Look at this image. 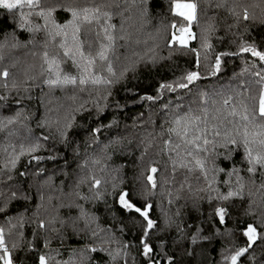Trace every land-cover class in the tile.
Segmentation results:
<instances>
[{"label": "snow or ice", "instance_id": "6c2138e0", "mask_svg": "<svg viewBox=\"0 0 264 264\" xmlns=\"http://www.w3.org/2000/svg\"><path fill=\"white\" fill-rule=\"evenodd\" d=\"M150 2L151 0H90L81 4L77 0H0V9L11 14L16 28L26 30L30 34L25 42L19 40L15 31L5 34L4 39L0 41V62L5 60L6 53L14 49L27 48L29 44L32 45L30 56L39 58L38 64L25 61L21 66V61L14 59L8 65L0 67V86L17 91L23 88L28 92L32 86L29 82L41 79L42 84L52 90L68 86L81 90L89 86L94 89L105 87L106 94L102 99L106 102L112 95L107 88L125 79L129 72H135L141 63L151 62L154 65L158 60L164 59L157 55L156 49L159 44H156L143 55L133 51L131 55L125 56V63L119 71L113 63L114 59H119L116 56L117 42L133 40L134 34L129 31V28L133 27L129 24L133 16L126 13H135L142 28L150 20ZM205 5L213 6L212 0H205ZM214 7L226 9L233 18V24L228 25L229 28H240L243 24L244 34L249 36L251 33L246 22L264 25V0L251 4L244 3L243 0H216ZM256 9H259V15ZM59 11L69 14V18L63 23L57 20ZM201 11L207 15L206 8H201L200 0H171L170 12L174 19L168 23H161L156 30L155 39L164 41L169 50V58L176 53L194 54V65L192 70H187L178 80L161 83L157 96L149 95L142 99L155 101L164 90L175 92L177 89H188L189 85H194L203 78L200 49H203L204 60L207 61L208 54L213 49L210 37L219 29L214 18L208 17L207 22L201 27L200 49L190 47V42L197 39L192 26L194 23H200ZM117 17L120 20L119 25L114 22ZM33 18L43 22H36ZM82 32L94 38L82 39ZM40 33H43V36L38 39ZM136 43H139L138 39ZM53 45L60 52L50 54L49 49ZM61 52L63 57L72 60L78 69V75L65 74L62 71ZM222 57H239L243 63L242 74L250 72L253 79L240 83L229 94L218 93V99L210 97L207 92H200L198 107L195 109L189 106L181 113L179 109L182 106L177 105V113L173 114L168 121L167 129L161 133L162 137L165 132L167 134V138L162 140L161 152L168 155L173 173L179 167L186 169L188 173L198 172L197 179L203 177L204 187L193 188L192 184H187V191L190 194L188 199L192 201L197 211L200 209V201L207 200L212 207L209 221L218 217L216 222L220 225L225 224L226 217L231 218L229 205L236 199L242 203L247 200L245 214L256 217L258 223H247L240 231V234L246 237L244 246L232 245V240L237 235V231L232 229L221 232L219 228H215L210 235H204V229L197 226L194 232H186L175 219L180 215L179 210L170 214L168 209L161 206L160 215L155 216L152 198L157 195L158 187L162 188L168 183L167 180L158 182L157 173L160 170L155 161L146 163L143 171L134 175L131 183L119 175L107 173L104 176H97L93 173L89 177L79 178L74 192L69 193L70 196L75 195L84 201L93 199L106 202V198L110 197L121 212L118 218L113 214V220L120 225L119 232L123 234L125 229L128 232L138 231L139 251L145 259V264H161L165 258L167 264H177L175 258L164 251L167 244L160 235L167 233L173 226L180 233L181 240L187 239L191 245H198L201 241L211 242L216 237L223 236L229 246L223 255V264H240L241 258L246 257L257 241L264 243V36H261V43L258 44L255 38L243 39L242 34L236 51L217 53L214 56V63H205L204 68L209 75L215 76L221 71ZM17 72L23 79L17 78ZM28 99H31L30 95ZM0 100H7V96H0ZM94 103L98 114L107 107V103L103 105L99 101ZM167 107L165 104L164 108ZM83 108L82 104L75 111ZM20 115L21 113L17 112L15 116L0 119V130L8 129L9 126L20 122ZM74 120V115L66 117L63 126L58 127L60 138L65 143ZM49 123L48 120H43L40 126ZM55 123L59 125L60 121L57 120ZM100 130V127H97L93 131L99 133ZM42 139L46 141L48 137L44 136ZM150 146L151 142L145 147V154ZM41 147L39 141L26 146L22 144L17 152L13 145L12 153L0 168V176L6 175V179L0 180V183L15 179L12 173L21 157L28 155L31 160L36 161L43 159L41 156L33 155ZM237 154L240 155L238 162L234 160ZM220 161H227L231 166L221 167ZM93 163L100 164V160H94ZM237 164L241 166L238 167ZM106 168L107 165H104L100 171L104 172ZM114 171L118 173L119 169ZM42 172L43 169L36 175L39 176ZM242 172L247 174V179ZM220 174L226 176L222 181L228 185L226 193L221 192L216 186L221 183L218 180ZM19 176L24 177L26 173L20 172ZM50 181L49 177L42 184L35 185L39 203L35 205L31 217L26 218L24 214L16 217L7 216L12 201L22 199L27 202L31 199L28 191L22 187L10 190L4 202L0 204V213L7 217L6 226H0V264H25L28 254L38 252V243L49 249V252L38 254L37 264H99L93 254L106 256L104 264H117L118 261L120 264H128L129 249L136 246L117 239L111 228L100 227L99 217L86 211L82 204L70 202L61 203L59 207L53 205V197L51 195L46 197L44 193V187L50 186ZM85 182L91 186L90 191L93 193L91 197L82 196L77 190ZM102 185L105 186L103 191ZM184 188L185 184L182 183L175 197L172 191H167L168 205H172L174 199L181 198L179 192ZM213 192L215 196L212 195ZM199 193H207V196H200ZM0 196H4L2 190ZM214 200L218 202L215 205ZM63 207L69 209L75 207L79 210L78 214L66 220L59 215V208ZM26 223L35 225L31 240H25L22 231ZM57 224L60 225L59 228L56 227ZM61 229L67 231L62 232ZM50 233L57 234L61 246L64 245L69 233L72 236L87 234L89 242L78 250L73 249L69 260H60L57 258L60 252L49 248ZM185 252L192 255L187 249ZM158 256L161 259H157ZM246 258L250 260V264H257L254 255Z\"/></svg>", "mask_w": 264, "mask_h": 264}, {"label": "trees", "instance_id": "16d2710c", "mask_svg": "<svg viewBox=\"0 0 264 264\" xmlns=\"http://www.w3.org/2000/svg\"><path fill=\"white\" fill-rule=\"evenodd\" d=\"M77 2L84 4L90 2V0H77ZM243 2L249 4L259 3V0H243ZM200 3L202 9L206 8L207 15L204 14V11H201L200 23L193 24L192 28L197 34V39L190 42V47L200 49L201 27L207 22L208 17L214 18L219 30L210 37L213 49L209 52L207 61L204 60L205 53L203 49H200L201 75L203 78L195 82L194 85H189L188 89H177L175 92L164 90L159 94V99L155 101L142 99L144 96H157V90L161 83L178 80L187 70H192L194 65V54L176 53L169 58V50L164 41L155 39L156 30L161 26V23H168L174 19L170 12L171 0H151L150 20L142 28L135 13H126V15L133 16V19L129 21V24L133 27L129 28V31L133 32L134 36L130 42H117L116 56L119 59L113 61L117 70L119 71L122 64L125 63V56L131 55L133 51L143 55L149 48L155 47L156 44H159L156 49L157 55L164 59L158 60L154 65L151 62L141 63L135 72H129L125 79L107 88L112 95L107 98L106 102L102 99L103 95L106 94L105 87L94 89L89 86L81 90L68 86L63 89L52 90L43 85L41 79L29 82L32 86L28 92H25L23 88L17 91L0 86V96H7V100H0V119L15 116L17 112L21 113L20 122L9 126L8 129L0 130V168L3 167L12 153L13 145L16 151L19 152L22 144L26 146L39 141L42 147L33 155L43 157L39 161L31 160L28 155L21 157L12 173L15 179L7 181V183H0V190L4 192V196H0V204L4 202L10 190H16L17 187H22L28 191L31 197L27 202L22 199L12 201L7 216L16 217L24 214L26 218L31 217L35 205L39 203L35 185L42 184L50 177V186L46 185L44 187V193L46 197L48 195L53 197V205L59 207L61 203L68 204L70 202L82 204L86 211L99 217L100 227L111 228L117 239L136 246L129 249L128 264H145V259L139 251L138 231L128 232L125 229L123 234L119 232L120 225L113 220V214L118 218L121 212L118 205L114 204L110 197L106 198V202L93 199L84 201L79 200L75 195L70 196L69 193L74 192L79 178L89 177L93 173L97 176H104L107 173L119 175V177L131 183L134 175L143 171L146 163L155 161L160 170L157 173L158 182L168 181L162 188H157V195L152 198L155 216L160 215L161 206L168 209L170 214L179 210L180 215L175 219L186 232H194L197 226L204 229V235H210L215 228H219L221 232L232 229L237 231L236 237L232 240V245L244 246L246 237H243L240 231L247 223H258L256 217L245 214L247 200L242 203L236 199L229 205L231 218L226 217L225 224H218L216 222L218 217L209 221L208 217L212 212V207L207 200L200 201V209L197 211L193 207L192 201L188 199L190 194L187 191V184H192L193 188L204 187L203 177L200 176L197 179L198 172L188 173L186 169L179 167L173 173L168 155L161 152L162 140L167 138L166 132L163 137L161 133L167 129L168 121L171 120L173 114L177 113V105L182 106L179 109L181 113L187 110L189 106L195 109L198 107L200 92H207L210 97L218 99V93L229 94L240 83L253 79L250 72L242 74L243 63L239 57H222L221 71L215 76L209 75L204 65L205 63H214V56L217 53L236 51L242 34L243 39L251 40L255 38L256 42L260 44L261 36H264V25H260L258 22H246L251 33L249 36L244 34L243 24L240 28L228 27V25L233 24V18L226 9L214 7L216 0H212L213 6L211 7H206L205 0H200ZM256 12L259 15V9H256ZM68 18L69 14L63 11L57 13V20L60 23ZM33 19L36 20V18ZM36 22L42 23L43 21L36 20ZM114 22L119 25V17ZM13 31H15L20 41L25 42L29 39L30 34L26 30L16 28L11 14L0 9V41L4 39L5 34H11ZM42 36L43 33H40L37 38L40 39ZM93 38L94 36L82 32V39ZM137 39L139 43H136ZM31 49L32 45L29 44L27 48L11 50L9 55L6 54L5 60L0 62V67L8 65L14 59H19L21 66L25 61L38 64L39 58H32L29 54ZM49 51L50 54L60 52L55 45ZM92 51L95 52V46ZM60 58L62 60L61 68L65 74L78 75V69L70 58L63 57L62 52ZM248 58L251 59L250 56ZM17 78L23 79L19 72H17ZM29 95L31 99H28ZM95 101H99L101 105L107 103V107L104 108L103 112L97 113ZM82 104L84 108L75 111ZM165 104L168 105L167 109L164 108ZM71 115L75 116V120L72 128L68 131V140L65 143L60 138L58 127H62L64 119L66 117L70 118ZM24 117L29 118L24 119ZM43 120H48L50 123L46 126H40V122ZM57 120L60 121L59 125L55 123ZM97 127L101 129L99 133L93 131ZM44 136H47L48 140H43L42 137ZM149 142H151V146L148 147L145 154V147ZM142 156L143 160H141ZM49 157L54 158L50 159ZM97 159L100 160V164L93 163ZM234 160L238 162L240 155L237 154ZM104 165H107V168L104 172H101L100 169ZM219 165L225 168L231 166L227 161H220ZM237 166L241 165L237 164ZM41 169H43V172L37 176L36 173ZM116 169H119L118 173L114 171ZM20 172L26 173V176H19ZM241 174L245 176V179L248 178L246 173L242 172ZM5 179L6 175L0 176V180ZM224 179H226V176L220 174L218 180L221 183L216 186L220 188L221 192L226 193L228 185L222 183ZM256 179L257 184H259V177L257 176ZM182 183L185 184V188L179 192L181 198L174 199L173 204L168 205L167 191H172L173 197H175ZM90 187V184L85 182L77 190L82 196L91 197L93 193L90 191ZM104 187V185L101 186V191L104 190ZM199 195L206 197L207 193H199ZM212 195L215 196V193L213 192ZM216 203L218 202L214 200L213 204ZM78 211L75 207L71 209L63 207L59 208V215L67 220L69 217H75ZM237 218H239V224H237ZM6 219L5 214L0 213V226H6ZM56 227L59 228L60 225L57 224ZM34 228L35 225L32 223L25 224L22 229L25 240L32 239ZM61 231L65 232L67 230L61 229ZM49 235L51 239L49 248L60 252V256L57 257L60 260H69L73 249L78 250L89 242L87 234L72 236L69 233L64 245L61 246L57 234L50 233ZM160 235L166 240L167 246L164 251L169 256H173L177 264H223V255L226 254V247H229L223 236L216 237L211 242L201 241L198 245H191L187 239L181 240L180 233L175 226L167 233H161ZM9 243H11V240H9ZM37 248L38 252L28 254L25 264H37L38 254H48L49 252V249L43 248L42 244L38 243ZM186 249L191 251L192 255H187ZM52 254L54 255L55 252H52ZM93 255L99 261V264H104V260L107 259L103 254ZM252 255L255 256L257 264H264V243L257 241L253 248L249 250V253L246 254V257ZM246 257L241 258L240 264H250V260ZM157 259L161 258L158 256ZM117 264H120V262L118 261ZM161 264H167V259H163Z\"/></svg>", "mask_w": 264, "mask_h": 264}, {"label": "rangeland", "instance_id": "374dc122", "mask_svg": "<svg viewBox=\"0 0 264 264\" xmlns=\"http://www.w3.org/2000/svg\"><path fill=\"white\" fill-rule=\"evenodd\" d=\"M10 52H8V55H9ZM7 54V53H6Z\"/></svg>", "mask_w": 264, "mask_h": 264}]
</instances>
